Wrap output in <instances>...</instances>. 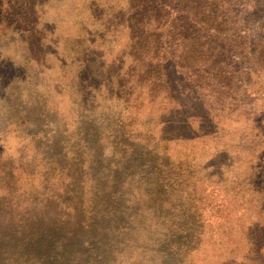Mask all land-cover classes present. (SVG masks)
Masks as SVG:
<instances>
[{"label": "trees", "instance_id": "16d2710c", "mask_svg": "<svg viewBox=\"0 0 264 264\" xmlns=\"http://www.w3.org/2000/svg\"><path fill=\"white\" fill-rule=\"evenodd\" d=\"M46 1L0 0V100L12 102L16 130L34 143L26 163L0 165V264H152L156 254L191 251L175 237L182 241L193 227L194 244L203 247L212 216L222 229L234 215L253 213L258 200L264 218V129H255L258 146L235 158V143L222 140L208 161L212 169L181 148L172 151L219 139L220 113L225 120L235 110L208 106L202 93L226 71L215 73L207 55L190 61L218 39L212 13L224 0H189L187 8L184 0H75L101 25L100 38L114 40L115 28L126 29L127 46L110 61L83 25H49ZM256 34L264 56V24ZM3 41L22 44V62L2 53ZM22 84L37 95L26 106L20 97L29 102L32 95ZM197 185L213 196L210 205L201 197L197 203L208 210L205 223L195 225L202 216L196 207L192 225L167 218L182 202L170 195L191 197L189 186Z\"/></svg>", "mask_w": 264, "mask_h": 264}, {"label": "rangeland", "instance_id": "374dc122", "mask_svg": "<svg viewBox=\"0 0 264 264\" xmlns=\"http://www.w3.org/2000/svg\"><path fill=\"white\" fill-rule=\"evenodd\" d=\"M46 2L42 16L49 25L56 26L61 22L70 24L76 22L75 25L78 27L83 25L88 31V38H95V42L91 45L104 53L106 61L117 57L121 49L127 46L126 29L115 28L117 32L114 35V40H111L113 38L112 34L106 35L105 40L100 38L99 31L96 29H101V25L90 17H86L88 13H85V8L82 4L76 3L75 0H47ZM8 3L9 0H4V4ZM183 3L186 8L193 6L189 0H184ZM203 7L205 6L203 5ZM213 12L214 18L211 21L212 26L210 29L219 32V37L215 40V43L208 46L211 52L208 49L206 52L202 51L200 55L192 53L190 61L202 62L206 61V57H208V63L213 67L215 73L219 69L226 71L220 77L210 80L209 86H204L202 93L208 97V106L211 105V107L217 108L221 103L227 107L226 109L232 110V108H235V110L232 112L233 115L225 120L222 113H220L223 120L219 125H222L223 129L220 130L221 137H218L219 139L204 138L203 141L191 142L184 146L176 144L172 148L175 153H179L178 150L182 149L198 156L199 161L204 162L191 163H199L198 167L203 165L209 169L212 168L208 161L212 159L213 153L222 147L220 145L222 140H232L235 143L230 150L235 158V156L237 157L235 153L243 151V147H245L243 149H247L248 147L258 146L260 139L253 138V135L257 132L255 129H264V56L263 53H260L263 45L257 47L254 43L256 32H260L264 24V0H224L220 7ZM126 17L124 15L125 19ZM4 42L1 43L5 47L2 53L11 58L15 64L22 62V44L11 42L5 46ZM252 50L257 53L253 54ZM26 71L32 79H35L30 66H27ZM18 87L23 93L28 92L32 95L29 102L26 101L23 95L20 97L22 106H26V103L29 104L33 97L37 96L34 91L32 94V89L27 84L18 85ZM10 104H12L11 101L0 100V128L6 131L3 136L0 135V165L10 161L16 165L19 163L24 164L34 153V143L29 138L22 136L15 128L17 125L14 122L15 113L12 111ZM9 113H12L13 116H8ZM21 115L23 114L21 113ZM262 140L264 139L261 138ZM236 145L239 150H237ZM191 163H183V165H186V170L197 169ZM204 163H207V165ZM211 164L213 165L214 162ZM217 169L215 168V171ZM188 180H190V176ZM189 188L192 190L191 197L187 192H182V195L179 196L170 195V198H179L182 202L174 208L173 212L164 215H167V218L176 215L180 218V222L185 220L188 225H192V216L194 215L192 211H195L194 207H196L197 212L202 215L199 221L195 222L198 227L201 224L200 221L203 220V223H205L204 215L208 211L199 207L205 203L197 205V203L199 204V197L203 202L207 201L206 205H210L213 196L207 195V191H199V185L189 186ZM203 195L207 196L202 198ZM221 197L225 199L224 195ZM187 199L189 202H187ZM257 203L258 200H252V205L248 204L254 208L253 213L243 211L234 215L228 225H225L222 229L216 227V219L212 216L207 228L203 226L207 236L205 237L206 243H203L204 245L200 249L194 244L197 240L194 239L193 235L198 232L199 228L193 227L188 235H183L182 241L175 237V240L182 242L181 245L183 244L192 250L185 252L184 248H181L180 251H173V255L169 258L164 253L156 254L152 264H180L182 255H184V259H192L197 264H264V221L262 224L258 222L264 218L261 216L263 212L258 207H254ZM162 223L163 220L160 219L159 227ZM152 233L156 234V243L159 245L160 237L158 235L161 230L156 228V232L152 231Z\"/></svg>", "mask_w": 264, "mask_h": 264}]
</instances>
